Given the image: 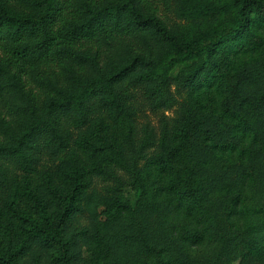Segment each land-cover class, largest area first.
<instances>
[{"label": "trees", "instance_id": "trees-1", "mask_svg": "<svg viewBox=\"0 0 264 264\" xmlns=\"http://www.w3.org/2000/svg\"><path fill=\"white\" fill-rule=\"evenodd\" d=\"M210 88L218 111L199 95ZM177 103L171 120L139 123L145 105ZM246 138L243 173L259 161L264 188V0H0V264L22 255L13 220L57 264H74L80 236L98 264L131 251L132 264H194L184 244L204 240L223 251L239 236L232 217L245 179L232 193L235 170H214L212 159L242 155ZM72 145L43 186L30 185L43 157ZM80 153L108 162L83 171ZM170 208L189 228L167 226ZM257 230L248 251L264 260V220Z\"/></svg>", "mask_w": 264, "mask_h": 264}, {"label": "rangeland", "instance_id": "rangeland-1", "mask_svg": "<svg viewBox=\"0 0 264 264\" xmlns=\"http://www.w3.org/2000/svg\"><path fill=\"white\" fill-rule=\"evenodd\" d=\"M256 57V52H243L235 56L234 62L237 66H240L244 63H249L250 60ZM131 92L133 93L135 100L142 101V97L138 89H132ZM177 95L180 99L181 97L186 98V90H183L180 95ZM199 95L202 102L206 106L213 107L216 111H218V106L221 99L218 91H216L214 88H210L203 90ZM178 104L179 103L167 110H151L147 105H145L144 109L140 113L139 123L143 121H150L156 124L159 118L163 115L171 120L173 117H175L179 109ZM102 118L106 122L110 123V121L105 116H102ZM240 145H242L241 142ZM243 146L245 150L242 155H240L237 151L225 152L216 154V156L212 159V164H214L212 169L214 170L219 171L225 168L224 166L233 167L235 170V172L228 171L227 173V176H229L228 179L235 178L236 180V185L233 186L232 193H235V187L239 183L237 180L241 178L242 174L243 178L245 179L244 185L241 187L240 199L234 208L235 212L232 217L234 228L239 231V236L223 251H220L219 245L211 240H204L203 242L198 243H185L184 248L190 256L189 259L194 264H264V260L259 259V254H257L254 250H251L250 252L248 251L251 238L252 240H256L254 237H257L256 235L258 232L257 228L259 227V222L264 220V188L261 186V184L259 185V161H257L255 164V173H252L248 168L247 170L250 171L249 174L243 173V165L250 163L247 156L249 149L251 148L250 140L248 138L243 141ZM74 150H76V146L72 145L67 152L62 153L59 155V157H43L36 166L34 172L29 175V179H31L30 185L32 186L33 182L35 185L43 186L47 177V173L53 170L61 158L67 157ZM79 156V169H82L83 171H89L93 167H105L108 162V158L105 155L89 158L83 153H80ZM149 177L151 180L156 181L158 185L163 178V176H161L153 167H150L149 169ZM94 178L95 181L98 180V177L94 176ZM20 198L23 202L21 205V212L27 214L30 211L29 205H31V202H29L26 199L27 197L24 195L20 196ZM45 200L52 204L51 212H53L56 208V198L53 196L51 197L50 194H47L45 196ZM101 209L102 207L99 206L98 210L101 211ZM0 211H2L1 204ZM167 215V226H169L170 222L174 223L175 221L176 223H181L184 225L185 228H189V223L186 221L185 216H180L177 209L173 210V208H170ZM2 223L4 230L6 228L4 218H2ZM13 225V233L17 236L14 239V242L23 243L22 255L20 256V259H18L19 264H48V260L51 261L52 264H57L51 260L52 251L50 249L41 250L37 248L35 245H33L34 242L32 239L25 235L22 227V230L17 231V224L15 220H13ZM90 246H92V243H90ZM90 246L87 245L84 236L79 237L77 247L74 251V264H98L96 261V254H94V257L92 256ZM35 253L37 254L36 256ZM134 254L136 253L131 251L128 257L120 258L119 264H132V257ZM150 261L155 262L154 257H151Z\"/></svg>", "mask_w": 264, "mask_h": 264}]
</instances>
